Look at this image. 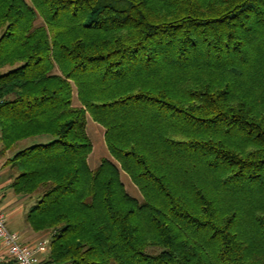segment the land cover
<instances>
[{
	"label": "trees",
	"instance_id": "obj_1",
	"mask_svg": "<svg viewBox=\"0 0 264 264\" xmlns=\"http://www.w3.org/2000/svg\"><path fill=\"white\" fill-rule=\"evenodd\" d=\"M3 156L45 264H264V0H0Z\"/></svg>",
	"mask_w": 264,
	"mask_h": 264
},
{
	"label": "rangeland",
	"instance_id": "obj_2",
	"mask_svg": "<svg viewBox=\"0 0 264 264\" xmlns=\"http://www.w3.org/2000/svg\"><path fill=\"white\" fill-rule=\"evenodd\" d=\"M72 103L73 105H78V100L77 98L74 96L72 98ZM86 133L88 135V138L91 141L92 144V150L91 152L88 154L87 157V163L90 169H95L99 163L101 162V160L103 158H107L112 160V157L110 155V153L108 152L104 139H103V128L96 123L95 121H93L90 117L87 116L86 118ZM43 137H35L33 139H31L30 141H27L29 143L31 142H41L43 141ZM26 142V141H25ZM7 154V153H6ZM5 156H3L0 160V164L2 165L3 163V159ZM4 168V167H2ZM7 168H6V176H7ZM7 177L3 176V179H6ZM11 179V178H10ZM120 179L126 189V191L136 197L139 198L141 197V194L139 192V190L137 189V187L131 182V180L129 179L128 175L125 174L124 172L120 173ZM39 193H34L33 195L30 196H20V195H16L14 193H12V191L8 188L6 189V194L5 196H2L3 201L2 202H8V198H12V202H10V207H14L16 209V207H21V214L18 218L12 220V221H8L7 226L10 227L11 229H15L17 231H20L22 228V226H26V220H25V212L27 211V209L33 205L36 202V197ZM20 199V200H16V199ZM44 237L46 235L45 238H47L49 240V233L46 232H42L41 233ZM42 236V237H43ZM44 238V239H45ZM8 257L6 256L5 259H7ZM11 260V259H10Z\"/></svg>",
	"mask_w": 264,
	"mask_h": 264
},
{
	"label": "built area",
	"instance_id": "obj_3",
	"mask_svg": "<svg viewBox=\"0 0 264 264\" xmlns=\"http://www.w3.org/2000/svg\"><path fill=\"white\" fill-rule=\"evenodd\" d=\"M2 193L0 192V244L3 253L14 260L16 264H45L41 253L45 251L46 240L30 245L22 243L20 235L7 227V219L1 204Z\"/></svg>",
	"mask_w": 264,
	"mask_h": 264
},
{
	"label": "crops",
	"instance_id": "obj_4",
	"mask_svg": "<svg viewBox=\"0 0 264 264\" xmlns=\"http://www.w3.org/2000/svg\"><path fill=\"white\" fill-rule=\"evenodd\" d=\"M3 176L7 177L6 179H3ZM11 179L10 177L7 175L6 176V168H2L1 164H0V192L2 193V196H5L6 194V189L8 184L10 183ZM26 197V196H24ZM16 200H20L19 198ZM3 198L1 200V204L4 208L5 214H6V219H7V223L8 221H12L16 218H18L21 214V207H16V209L14 207H10V202H12V198H8V202H2ZM10 230L12 231H16L18 232V234L20 235V239L22 241V243H26V244H36V242L41 241V240H46L48 242V239L38 232H34L32 231L28 225L26 226H22L20 231H17L15 229H11L10 227H8ZM43 236V237H42ZM45 238V239H44ZM47 245V244H46ZM47 246L45 247V251L43 253H41V256L43 257V259H45L46 254H47ZM6 255L3 253V249L1 248V244H0V262H4L7 260H10V258L8 257L7 259H5Z\"/></svg>",
	"mask_w": 264,
	"mask_h": 264
},
{
	"label": "bare ground",
	"instance_id": "obj_5",
	"mask_svg": "<svg viewBox=\"0 0 264 264\" xmlns=\"http://www.w3.org/2000/svg\"><path fill=\"white\" fill-rule=\"evenodd\" d=\"M7 227H8V226H7ZM46 242H47V241H46ZM46 244H47L46 246H47V248H48V242H47ZM42 258H43V257H42ZM11 260H12V259H11ZM13 261H14V260H13ZM43 262H44V259H43Z\"/></svg>",
	"mask_w": 264,
	"mask_h": 264
}]
</instances>
